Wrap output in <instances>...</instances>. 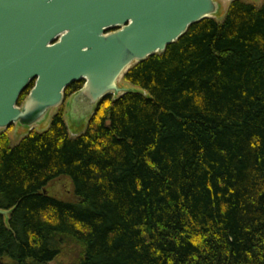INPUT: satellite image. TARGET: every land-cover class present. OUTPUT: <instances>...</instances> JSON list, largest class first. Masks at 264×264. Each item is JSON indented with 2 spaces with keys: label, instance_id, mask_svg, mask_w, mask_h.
Segmentation results:
<instances>
[{
  "label": "trees",
  "instance_id": "obj_1",
  "mask_svg": "<svg viewBox=\"0 0 264 264\" xmlns=\"http://www.w3.org/2000/svg\"><path fill=\"white\" fill-rule=\"evenodd\" d=\"M125 80L146 94L107 96L78 137L62 106L16 146L0 132V261L264 264V2L233 1Z\"/></svg>",
  "mask_w": 264,
  "mask_h": 264
},
{
  "label": "water",
  "instance_id": "obj_2",
  "mask_svg": "<svg viewBox=\"0 0 264 264\" xmlns=\"http://www.w3.org/2000/svg\"><path fill=\"white\" fill-rule=\"evenodd\" d=\"M233 1L0 0V132L34 130L77 82L69 112L89 120L107 96L133 91L121 85L130 69Z\"/></svg>",
  "mask_w": 264,
  "mask_h": 264
},
{
  "label": "rangeland",
  "instance_id": "obj_3",
  "mask_svg": "<svg viewBox=\"0 0 264 264\" xmlns=\"http://www.w3.org/2000/svg\"><path fill=\"white\" fill-rule=\"evenodd\" d=\"M247 2H250L252 4H255L257 6H261L264 2V0H244ZM229 8V4H222L220 6L218 14L216 19L219 22H222L225 16L226 11ZM121 85L124 87H127L135 92H140L143 94H146L142 89L132 86L130 83H128L125 78L121 81ZM75 93L70 94L69 97H66L65 103H63L61 106L64 109L65 113V120L69 128L70 135L72 137H78L80 134L85 132L88 119L87 118H80L79 116L74 115L73 113H70L69 111H72L70 108V102L72 100V97ZM60 106V107H61ZM57 109H51L48 111L41 119L34 125V130L32 131H38V132H44L48 130L52 117L59 112L62 108ZM30 128H26L19 125H13L9 129L2 131L6 132L7 135L10 138L12 146H16L24 137H26L29 133H31ZM71 190H72V184L68 178H63L60 180L55 181L53 184H51L50 187V193L53 195H56L61 198H69L71 196ZM80 252L77 249L73 248H67L63 251V253L56 258L54 261L50 262L49 264H70L73 261H78L80 258Z\"/></svg>",
  "mask_w": 264,
  "mask_h": 264
}]
</instances>
